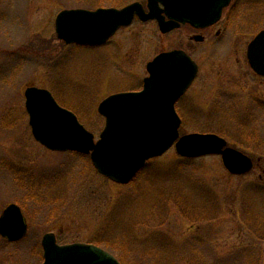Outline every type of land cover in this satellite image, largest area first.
Here are the masks:
<instances>
[{"label": "rangeland", "instance_id": "rangeland-1", "mask_svg": "<svg viewBox=\"0 0 264 264\" xmlns=\"http://www.w3.org/2000/svg\"><path fill=\"white\" fill-rule=\"evenodd\" d=\"M130 1L0 0V214L16 204L28 223L21 240L0 237V264H41L48 232L59 244L104 248L121 264H264V78L246 59L248 42L264 29V0H232L212 44L189 41L186 29L164 37L149 22L103 47L55 36L61 10ZM179 47L200 67L176 106L180 134L224 137L253 159L247 174L230 175L219 156L185 159L171 148L120 186L87 155L49 151L33 138L27 87L48 89L97 140L105 123L97 104L137 91L147 61Z\"/></svg>", "mask_w": 264, "mask_h": 264}, {"label": "water", "instance_id": "water-1", "mask_svg": "<svg viewBox=\"0 0 264 264\" xmlns=\"http://www.w3.org/2000/svg\"><path fill=\"white\" fill-rule=\"evenodd\" d=\"M230 1L147 0V13L139 2L121 9H66L56 15L54 28L57 38L65 44L100 45L120 27L130 25L134 15L142 21L156 20L162 33L181 23L201 28L219 21ZM246 58L253 72L264 76V29L248 43ZM146 69L149 75L140 91L116 93L98 104L105 125L97 141L74 113L58 105L48 90L26 88L24 106L33 138L50 151L88 155L99 174L120 186L128 184L147 160L163 155L173 146L183 158L218 155L230 174L243 175L252 169V160L228 147L225 138L217 134H179L181 119L175 112V102L188 90L198 71L189 55L182 50L165 51L149 61ZM27 228L20 207L7 205L0 214V236L15 242L23 238ZM41 247V264H120L112 254L93 244L60 245L52 232L43 235Z\"/></svg>", "mask_w": 264, "mask_h": 264}, {"label": "flooded vegetation", "instance_id": "flooded-vegetation-1", "mask_svg": "<svg viewBox=\"0 0 264 264\" xmlns=\"http://www.w3.org/2000/svg\"><path fill=\"white\" fill-rule=\"evenodd\" d=\"M112 3H115L114 1L115 0H110ZM134 1H139V2H141L142 3V6H143V8H144V10L143 11H145V12H147V10H148V8H147V0H132V1H130V2H127V3H124V4H121L120 6H116V5H113V4H111V5H109V6H101V7H97V8H108V7H114V8H121V7H123V6H125V5H127V4H129V3H132V2H134ZM159 7L161 8V9H163L164 8V5L163 4H159ZM162 15L164 16L165 14L164 13H162ZM164 20H167L168 19V17L167 16H164ZM132 23L129 25V26H126V27H121V28H119L116 32H114V35L111 37V38H109L105 43H103V44H101V45H98V46H96V47H103V46H105V45H107L108 43H110L111 41H112V39H113V37L120 31V30H122V29H125V28H128V27H131V26H133L135 23H137V24H140V25H143V23L145 24V23H153V25H154V27L159 31V33L161 34V35H163L164 37L166 36V35H169V34H171V33H173V32H175V31H177V30H181V29H186V30H188L189 31V36L187 37V39L190 41L191 40V42H193V43H195V44H202V43H204V42H206V41H209L211 44L214 42L213 41V38H211L212 37V31L214 30V28L217 26V24L219 23V22H217V23H215V24H213V25H210V26H205V27H195L194 28V26H192V25H190L189 23H183V24H180V26L178 27V28H174V29H172V30H170V31H168V32H164V33H162L160 30H159V27H158V24H157V22H156V20H147V21H142L140 18H139V16H137V15H135L134 16V18H133V20L131 21ZM217 33V35L216 36H219V32L217 31L216 32ZM173 50H182V51H184L187 55H189L190 56V54L186 51V50H184V49H182V48H172V49H168V50H163V51H160L159 53H162V52H169V51H173ZM158 53V54H159ZM157 55V54H156ZM155 55V56H156ZM190 58H191V60H193L195 63H196V65L198 66V71H197V75H196V77H195V79H194V81L192 82V84L190 85V87L188 88V90H185L186 92L182 95V96H180L177 100H176V102H175V112L177 113V115L179 116V118L181 119V117H180V115H179V113H178V111H177V109H176V106H177V103H178V100H180V98H182L188 91H189V89L192 87V85L195 83V81H196V79H197V77H198V73H199V64L190 56ZM147 63H148V61H147ZM146 63V64H147ZM146 67V66H145ZM255 74V73H254ZM147 75H148V73H147ZM256 75V74H255ZM258 76V75H257ZM146 77V76H145ZM144 77V78H145ZM259 77H261V76H259ZM144 78H143V80H144ZM264 78V77H263ZM143 80H142V82H140L141 83V88H142V86H143ZM141 88H139L138 90H140ZM137 90V91H138ZM136 91V90H135ZM136 91V92H137ZM182 120V119H181ZM247 134H249V135H247V136H251L252 135V133H247ZM256 136V135H255ZM256 138L258 139V137L256 136ZM259 140V139H258ZM228 145V144H227ZM229 146V145H228ZM249 158L252 160V162H253V159L249 156Z\"/></svg>", "mask_w": 264, "mask_h": 264}]
</instances>
